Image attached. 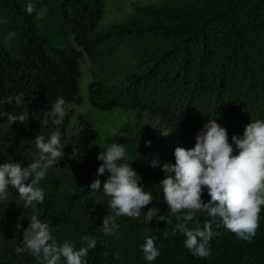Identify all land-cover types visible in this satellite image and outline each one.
Wrapping results in <instances>:
<instances>
[{"label":"trees","instance_id":"trees-1","mask_svg":"<svg viewBox=\"0 0 264 264\" xmlns=\"http://www.w3.org/2000/svg\"><path fill=\"white\" fill-rule=\"evenodd\" d=\"M105 3L0 0V165L14 161L29 166L38 158L36 136L47 140L53 131L60 132L64 152L38 184L43 203L25 207L11 185L0 199V264H40L30 252L15 250L33 215L48 224L57 245L67 241L78 250L86 246L82 237L96 238L85 264H264V206L250 240L228 231L219 217L195 213L187 227L203 229L209 222L214 233L209 255L197 257L185 247L182 233L172 234L176 224L185 223L188 210L173 214L161 186L168 175L163 165L175 164V149H193L204 130L192 110L205 114V124L216 120L231 143L251 122L264 121V0H166L99 31ZM101 53L102 62L110 63L104 78L108 83L92 84V108L138 110L121 134L104 139L87 134L86 128L69 132V109L81 103L83 55L98 65ZM21 94L19 104L7 102ZM58 98L65 101V115L59 124L52 118L44 124L45 111ZM10 114H27V120L9 124ZM113 143L125 147L119 163L129 164L142 178L140 185L152 202L139 217H117V226L106 234L104 219L113 215L111 198L103 186L93 191L89 185L96 179L103 185L110 177L107 171L98 176L103 162L97 156ZM153 160L157 167L151 166ZM202 199H211L207 188ZM153 207L159 212L149 222L145 214ZM149 236L159 251L153 261L141 250ZM59 264L66 261L61 258Z\"/></svg>","mask_w":264,"mask_h":264},{"label":"clouds","instance_id":"clouds-1","mask_svg":"<svg viewBox=\"0 0 264 264\" xmlns=\"http://www.w3.org/2000/svg\"><path fill=\"white\" fill-rule=\"evenodd\" d=\"M26 11L29 14L33 12L30 4ZM13 99L19 104L23 95L8 97L7 102L11 104ZM64 105L63 98L52 103L50 110L44 113L43 123L47 124L48 119L52 118L53 123L59 124V118L65 115ZM26 120L27 114L8 116L9 124L17 121L24 123ZM232 141L235 148L229 143L227 130L216 120H209L204 130L197 134L193 149L177 147L174 152L175 164L163 165V170L168 173L161 183L164 202L173 214L188 210L183 218L185 223L176 224L172 234L175 235L177 231L182 233L186 237L185 247L197 257L209 255L207 246L214 235L209 222L205 223L203 229L187 227V222L193 221L197 212H207L212 217L221 218L223 226L243 240H250L259 228L260 212L264 206V121L251 122L243 136H233ZM148 143L150 145L151 142ZM34 144L38 158L29 166L22 167L21 163L14 161L0 165V199L7 197V189L11 185L26 201L25 207L33 202L43 203L44 192L38 184L45 177L48 167L64 155L61 151V134L53 131L47 140L44 135H37ZM237 150L238 155H234ZM125 156V147L120 144L113 143L102 150L97 156V160L103 162L98 168V176H103L106 171L111 175L103 185L100 179L89 185L93 191L103 186V193L111 198L109 207L113 215L104 219L103 230L106 234L117 226V217H139L141 209L152 202L151 194L140 185L142 178L129 164L119 163ZM151 166L157 167L158 162L153 160ZM204 188L208 189L211 197L207 203L202 199ZM158 212L159 208H151L145 214L146 219L150 222ZM159 219L165 221L163 215ZM30 221L29 227L23 229L15 250L17 253L30 252L40 264H59L61 258L66 264H85L84 258L89 250L97 246L96 238L90 235L82 237L86 246L78 250L67 241L57 245L50 235L48 224L42 223L35 215ZM16 227L20 230L22 225L17 223ZM50 240L53 242L49 243ZM141 250L148 261L159 256L153 237H146Z\"/></svg>","mask_w":264,"mask_h":264},{"label":"rangeland","instance_id":"rangeland-1","mask_svg":"<svg viewBox=\"0 0 264 264\" xmlns=\"http://www.w3.org/2000/svg\"><path fill=\"white\" fill-rule=\"evenodd\" d=\"M166 0H105V16L99 24L98 30L101 31L110 26H114L120 22L125 21L131 16L135 15L137 11L143 7H150L154 5H161ZM1 22V20H0ZM102 33L95 32L96 37H101ZM103 53L99 54L98 65H93L86 55H83L81 61V78H80V99L79 105L72 106V117L70 121V130L73 134L79 133L86 128L87 134H91L94 138L104 139L108 136H114L116 133L121 134V131L126 125L136 119L138 110H97L92 108L90 103L91 86L99 85V81H104L108 77L109 62H105ZM105 58V57H104ZM102 63V64H101ZM112 73L116 71V65L111 69ZM110 77V76H109ZM194 115H199L201 125L204 127L205 123L201 110H192ZM147 116L148 114L145 113ZM200 122L199 125H200ZM206 124L208 121H205ZM98 139V140H99ZM230 144H233L229 142ZM235 148V145L233 144ZM234 155H238V150L234 151Z\"/></svg>","mask_w":264,"mask_h":264}]
</instances>
